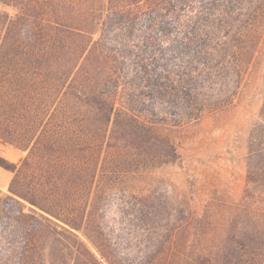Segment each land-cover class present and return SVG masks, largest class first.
Returning a JSON list of instances; mask_svg holds the SVG:
<instances>
[{"label":"trees","instance_id":"obj_1","mask_svg":"<svg viewBox=\"0 0 264 264\" xmlns=\"http://www.w3.org/2000/svg\"><path fill=\"white\" fill-rule=\"evenodd\" d=\"M263 15L264 0H0V140L26 153L8 192L30 206L4 211L18 264H56L57 253L126 264L102 202L118 173L178 161L158 128L232 104L258 69ZM160 24L171 34L155 37ZM261 96L241 202L224 220L195 217L183 237L172 226L147 239L140 264H264V86ZM14 243L0 233V264Z\"/></svg>","mask_w":264,"mask_h":264},{"label":"rangeland","instance_id":"obj_2","mask_svg":"<svg viewBox=\"0 0 264 264\" xmlns=\"http://www.w3.org/2000/svg\"><path fill=\"white\" fill-rule=\"evenodd\" d=\"M171 29L169 24H160L154 29V36L171 34ZM259 34L262 40L258 69L243 83L232 104L182 128H158L176 146L180 155L176 163L118 173L117 190L108 202L102 203L105 232L111 238L122 235L125 239L113 242L117 246L120 242L119 252L126 264L143 261L144 252L150 249L147 239L154 241L166 235L172 226H180L174 234L183 237L188 234L183 226L195 217L224 220L241 202L246 183L248 136L258 118L264 86V15ZM25 155L0 140V233L5 231L8 237L15 239V248L6 246L4 250V258L11 257L12 262L8 264H18L19 241L14 228L17 222L4 217V211L13 210L15 217L20 208L15 202H21L23 213H30L28 204L8 192L9 183ZM105 183L104 179L102 184ZM146 194L157 197L158 202H140L141 196ZM195 225L201 231L200 225ZM78 236L88 244L81 234ZM67 260L70 262L61 253L55 256L56 264H73L71 258Z\"/></svg>","mask_w":264,"mask_h":264}]
</instances>
